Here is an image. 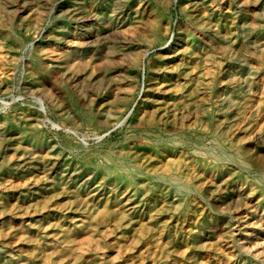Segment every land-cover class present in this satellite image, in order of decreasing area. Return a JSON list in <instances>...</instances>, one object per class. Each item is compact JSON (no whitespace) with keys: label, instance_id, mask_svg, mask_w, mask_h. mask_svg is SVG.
I'll use <instances>...</instances> for the list:
<instances>
[{"label":"rangeland","instance_id":"1","mask_svg":"<svg viewBox=\"0 0 264 264\" xmlns=\"http://www.w3.org/2000/svg\"><path fill=\"white\" fill-rule=\"evenodd\" d=\"M27 1L0 0V264H264V0Z\"/></svg>","mask_w":264,"mask_h":264},{"label":"bare ground","instance_id":"2","mask_svg":"<svg viewBox=\"0 0 264 264\" xmlns=\"http://www.w3.org/2000/svg\"><path fill=\"white\" fill-rule=\"evenodd\" d=\"M20 1H21V0H20ZM22 1H23V0H22ZM28 1H29V0H28ZM28 1H27V2H28ZM7 2H8V0H7ZM251 2H252V1H251ZM257 2H258V1H256V3H257ZM30 3H31V2H30ZM121 3H122V2H121ZM22 4H23V3H22ZM124 4H125V2H124ZM252 4H253V2H252ZM254 4H255V3H254ZM5 5H6V4H5ZM16 5H17V4H16ZM16 5H15V6H16ZM26 5H27V4H26ZM28 5H29V4H28ZM74 5H75V4H74ZM150 5H151V4H150ZM19 6H20V5H19ZM69 7H70V6H69ZM71 8H72V7H71ZM83 8H84V7H83ZM152 8H153V7H152ZM9 9H10V8H9ZM12 9H13V8H12ZM12 9H10V10H12ZM18 9H19V8H18ZM68 9H69V8H68ZM84 9H85V8H84ZM148 9H150V7H149ZM155 9H156V8H155ZM155 9H154V10H155ZM10 10H9V11H10ZM13 10H14V9H13ZM144 10H145V9H144ZM193 10H194V9H193ZM18 11H19V10H18ZM73 11H74V10H73ZM75 11H76V10H75ZM76 12H77V11H76ZM148 13H149V12H148ZM18 14H19V13H18ZM144 15H145V13H144ZM73 16H74V15H73ZM78 16H79V14H78ZM78 16H76V17H78ZM118 16H119V15H118ZM152 16H153V15H152ZM192 17H193V15H192ZM197 17H198V16H197ZM251 17H252V16H251ZM20 18H21V17H20ZM24 18H25V17H24ZM74 18H75V16H74ZM137 18H138V17H137ZM155 18H157V17H155ZM160 18H161V17H160ZM201 18H202L203 20H205L203 17H201ZM79 19H80V17H79ZM81 19H82V18H81ZM133 19H134V18H133ZM158 19H159V18H158ZM196 19H197V18H196ZM138 20H141V19H138ZM254 20H255V19H254ZM121 21H122V20H121ZM155 21H156V20H155ZM155 21H154V22H155ZM136 22H137V21H136ZM159 22H160V21H159ZM161 22H162V21H161ZM209 22H210V21H209ZM209 22H207V24H208ZM140 23H141V22H140ZM140 23H138V24H140ZM201 23H202V22H201ZM215 23H217V22H215ZM252 23H253V22H252ZM252 23H251V24H252ZM155 24H157V23L155 22ZM204 24H205V23H204ZM132 25H133V24H132ZM135 25H136V24H135ZM135 25H133V26H134V27H137V26H135ZM140 25H141V24H140ZM213 25H214V24H213ZM128 26H129V25H128ZM130 26H131V23H130ZM254 26H255V25H254ZM110 27H111V26H110ZM159 28H160V27L157 26V29H159ZM212 28H213V27H212ZM210 29H211V28H210ZM251 29H252V28H251ZM255 29H256V28H255ZM109 30H113V28H112V29H108V31H109ZM123 30H124V29H123ZM131 30H132V29H131ZM212 30H213V29H212ZM214 30H215V29H214ZM257 30H258V29H257ZM105 31H106V30H105ZM113 31H114V30H113ZM118 31H119V30H118ZM118 31L116 32L117 35H118V33H119ZM129 31H130V30H129ZM129 31H127V32H129ZM207 31H208V30H207ZM110 32H111V31H110ZM124 32H125V31H124ZM124 32H123V33H124ZM254 32H255V31H254ZM259 32H260V31H259ZM104 33H105V32H104ZM213 33H214V32H213ZM107 34H108V33H107ZM111 34H112V33H111ZM253 34H255V33H253ZM256 34H257V33H256ZM258 34H259V33H258ZM258 34H257V35H258ZM113 35L115 36L116 34L114 33ZM120 35H121V34H120ZM122 35L125 36V33L122 34ZM250 35H251V34H250ZM250 35H249V36H250ZM103 36H105V35H103ZM108 36H109V35H108ZM126 36H127V35H126ZM58 37H59V36H58ZM109 37H110V36H109ZM109 37H108V38H109ZM115 37H116V36H115ZM118 37H119V36H118ZM121 37H122V36H121ZM105 38H106V37H105ZM116 38H117V37H116ZM127 38H128V37H127ZM111 39H113V36L111 37ZM124 39H125V38H124ZM262 39H263V38H262ZM125 40H126V39H125ZM251 40H252V39H251ZM115 41H116V39H115ZM127 41H128V40H127ZM254 41H255V40H254ZM257 42L259 43V41H257ZM124 43H125V42H124ZM255 43H256V41H255ZM126 44H127V43H126ZM243 45H244V44H243ZM250 45H251V44H250ZM254 45H256V44H254ZM254 45H253V47H254ZM227 47H228V46H227ZM240 47H241V44H240ZM258 49H259V48H258ZM260 49H261V48H260ZM253 50H254V49H253ZM185 51H186V50H185ZM263 51H264V50H263ZM254 52H255V51H254ZM256 53H257V52H256ZM184 54H185V53H184ZM259 54H260V53H259ZM50 56H51V55H50ZM260 59H261V58H260ZM40 63H41V62H40ZM262 68H263V67H262ZM43 69H44V68H43ZM54 69H55V68H54ZM44 70H45V69H44ZM63 74H64V73H63ZM72 75H73V74H72ZM68 77H69V76H68ZM74 77H75V76H74ZM89 77H90V76H89ZM89 77H88V78H89ZM91 77H92V76H91ZM168 82H169V81H168ZM203 83H204V82H203ZM89 84H90V83H89ZM87 85H88V84H87ZM170 86H171V85H170ZM171 87H172V86H171ZM171 87H170V88H171ZM72 88H73V87H72ZM74 88H75V87H74ZM161 88H164V87H161ZM167 88H169V87H167ZM202 88H203V87H202ZM164 91H166V90H164ZM168 91H169V90H168ZM75 92H76V91H75ZM72 94H73V93H72ZM196 97H198V96H196ZM199 98H200V97H199ZM202 98H203V97H202ZM196 99H197V98H196ZM118 100H119V99H118ZM232 100H233V99H232ZM234 100H235V99H234ZM237 101H238V100H237ZM234 102H235V101H234ZM156 106H157V105H156ZM230 106H231V105H230ZM241 106H242V105H241ZM232 107H233V106H232ZM232 107H231V108H232ZM242 107H243V106H242ZM173 108H174V107H173ZM236 108H237V107H236ZM233 109H234V108H233ZM162 111H163V110H162ZM171 111H172V110H171ZM162 116H163V115H162ZM164 116H166V115H164ZM166 117H167V116H166ZM170 117H171V116H170ZM234 118H235V117H234ZM234 118H233V119H234ZM240 119H241V118H240ZM238 122H239V121H238ZM233 123H234V122H233ZM240 123H241V122H240ZM30 124H31V123H30ZM235 124H236V123H235ZM32 125H33V124H32ZM29 126H30V125H29ZM238 126H239V123H238ZM238 128H239V127H238ZM29 129H30V128H29ZM234 129H235V128H234ZM234 129H233V130H234ZM235 131H236V130H235ZM242 151H243V150H242ZM23 152H24V151H23ZM35 153H37V152H35ZM20 155H22V154H20ZM22 156H23V155H22ZM42 156H43V155H42ZM42 156H41V157H42ZM47 156H49V155L47 154ZM50 157H51V156H50ZM47 158H48V157H47ZM15 159H16V158H15ZM28 159H29V158H27L26 160H28ZM32 159H33V158H32ZM51 162H52V161H51ZM55 162H56V161H55ZM21 163L23 164V161H21ZM22 164H21V165H22ZM50 164H51V163H50ZM67 165H68V164H67ZM13 166H14V165H13ZM19 166H20V164H19ZM24 166H25V165H24ZM47 166H48V165H47ZM51 166H52V165H51ZM49 169H50V168H49ZM47 171H48V169H47ZM54 172H55V171H54ZM208 172H209V171H208ZM43 173H44V172H43ZM44 175H45V173H44ZM45 176H46V175H45ZM47 176H48V175H47ZM43 178H44V177H43ZM50 178H52V177L50 176ZM60 179H61V178H60ZM47 180H48V179H47ZM41 181H42V180H41ZM200 181H201V180H200ZM200 181H199V182H200ZM260 181H261V180H260ZM33 182H35V181L33 180ZM196 182H197V180H196ZM258 184H259V183H258ZM26 185H27V184H26ZM26 185H25V186H26ZM251 185H252V184H251ZM20 186H21V185H20ZM25 186H24V187H25ZM31 186H32V185H31ZM38 186H40V185H38ZM44 186H45V185H44ZM259 186H260V185H259ZM16 189H17V188H16ZM30 189H31V188H30ZM255 189H256V188H255ZM38 190H39V189H38ZM40 190H41V189H40ZM40 190H39V191H40ZM97 190H98V189H97ZM33 191H34V190H33ZM52 191H53V190H52ZM64 191H65V190H64ZM70 191H71V190H70ZM24 192H26V191H24ZM56 192H57V191H56ZM66 192H67V191H66ZM88 192H89V191H88ZM237 192H238V191H237ZM41 193H42V192H41ZM53 193H55V192H53ZM225 193H226V192H225ZM256 193H257V192H256ZM50 194H51V192H50ZM64 194H65V193H64ZM66 194H67V193H66ZM221 194H222V193H221ZM223 194H224V193H223ZM236 194H239V192L236 193ZM261 194L264 195V186L262 187V193H261ZM54 195H55V194H54ZM83 195H84V193H83ZM87 195H88V194H87ZM89 195H90V194H89ZM253 195H254V194H253ZM256 195H257V194H256ZM29 196H30V195H29ZM39 196H40V195H39ZM51 196H52V194H51ZM56 196H57V195H56ZM68 196H69V195H68ZM93 196H94V195H93ZM246 196H247V195H246ZM223 197H224V196H223ZM247 197H248V196H247ZM255 197H256V196H255ZM39 198H40V197H39ZM54 198H55V197H54ZM95 198H96V197H95ZM128 198H129V197H128ZM225 198H226V197H225ZM83 199H84V197H83ZM96 200H97V198H96ZM131 200H132V198H131ZM218 200H219V199H218ZM256 200H257V199H256ZM11 201H12V200H11ZM13 201H14V200H13ZM51 201H52V199H51ZM86 201H87V200H86ZM128 201H129V200H128ZM253 201H254V200H253ZM14 202H15V201H14ZM14 202H12V203H14ZM52 202H53V201H52ZM88 202L90 203V201H88ZM92 202H93V201H92ZM256 202H257V201H256ZM19 203H21V202H19ZM29 203H30V202H29ZM85 203H86V202H85ZM126 203H127V201H126ZM252 203H253V202H252ZM263 203H264V202H263ZM14 204H15V203H14ZM16 204H17V203H16ZM32 204H33V203H32ZM32 204H31V205H32ZM246 204H248V203H246ZM256 204H257V203H256ZM18 205H19V204H18ZM124 205H125V204H124ZM134 205H135V204H134ZM134 205H133V206H134ZM252 205H253V204H252ZM13 206H14V205H13ZM15 206H16V205H15ZM21 206H22V205H21ZM21 206H20V207H21ZM131 206H132V205H131ZM245 206H246V205H245ZM255 206H256V205H255ZM257 206H260V205H257ZM1 207H2V206H1ZM20 207H19V208H20ZM30 207H31V206H30ZM124 207H125V206H124ZM251 207H252V206H251ZM260 207H261V206H260ZM12 208H13V207H12ZM14 208H15V207H14ZM19 208L16 207V209H19ZM122 208H123V207H122ZM122 208L119 209V210H123ZM135 208H136V207H135ZM261 208H262V207H261ZM2 209H3V208H2ZM9 209L11 210V207H10ZM9 209H8V210H9ZM16 209H15V210H16ZM23 209H24V208H23ZM129 209H130V208H129ZM133 209H134V208H133ZM244 209H245V208H244ZM255 209H256V208H255ZM259 209H260V208H259ZM15 210H14V211H15ZM124 210H125V209H124ZM245 210H246V209H245ZM12 211H13V209H12ZM16 211H17V210H16ZM126 211H127V210H126ZM130 211H131V210H130ZM255 211H256V210H255ZM261 211H262V209H261ZM27 212H28V211H27ZM251 212H252V211H251ZM251 212H250V213H251ZM14 213H15V212H14ZM14 213H13V214H14ZM247 213H248V212H247ZM259 213H260V211H259ZM263 213H264V212H263ZM263 213H262V214H263ZM3 214H4V213H3ZM13 214H12V215H13ZM19 214H20V213H19ZM28 214H29V212H28ZM120 214H121V212H120ZM124 214H125V213H124ZM124 214H123V215H124ZM262 214H261V215H262ZM23 215H24V214H23ZM25 215H26V214H25ZM124 217H125V216H124ZM127 218H128V217H127ZM127 218H126V219H127ZM124 219H125V218H124ZM130 219H131V218H130ZM259 219H261V218H259ZM20 220H21V218H20ZM0 221H1V220H0ZM262 223H263V221H262ZM58 224H59V223H58ZM59 225H60V224H59ZM63 225H64V224H63ZM8 226H9V225H8ZM260 226H261V225H260ZM9 228H10V227H9ZM9 228H7V229H9ZM51 228H53V227H51ZM64 228H65V227H64ZM67 228H68V227H67ZM67 228H65V230H66ZM260 229H261V228H260ZM67 231H68V230H67ZM64 233H65V232H64ZM256 233H257V232H256ZM253 235H254V234H253ZM247 236H248V235H247ZM254 236H255V235H254ZM248 237H249V236H248ZM259 237H260V235H259ZM246 238H247V237H246ZM241 239H242V238H241ZM248 239H249V238H248ZM261 239H262V238H261ZM238 244H239V243H238ZM258 244H259V242H258ZM258 244H257V245H258ZM261 244H262V243H261ZM242 245H244V243H243ZM246 246H247V245H246ZM246 246H245V247H246ZM247 247H248V246H247ZM262 247H263V245H262ZM241 249H242V248H241ZM246 249H248V248H246ZM243 250H244V249H243ZM249 250H250V249H249ZM247 252H248V251H247ZM250 252H251V251H250ZM260 252H261V251H260ZM262 252H263V251H262ZM242 254H243V253H242ZM244 254H245V253H244ZM256 255H257V254H256ZM253 257H254V256H253ZM255 257H256V256H255ZM246 258H247V257H246Z\"/></svg>","mask_w":264,"mask_h":264}]
</instances>
